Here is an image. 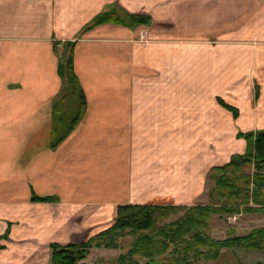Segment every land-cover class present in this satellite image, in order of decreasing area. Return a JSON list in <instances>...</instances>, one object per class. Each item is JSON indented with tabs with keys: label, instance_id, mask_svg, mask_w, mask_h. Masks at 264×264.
<instances>
[{
	"label": "crops",
	"instance_id": "obj_1",
	"mask_svg": "<svg viewBox=\"0 0 264 264\" xmlns=\"http://www.w3.org/2000/svg\"><path fill=\"white\" fill-rule=\"evenodd\" d=\"M112 4L151 24L81 32ZM67 42L86 109L52 149ZM263 130L264 0H0V264H48L120 206L207 205L209 169Z\"/></svg>",
	"mask_w": 264,
	"mask_h": 264
},
{
	"label": "trees",
	"instance_id": "obj_2",
	"mask_svg": "<svg viewBox=\"0 0 264 264\" xmlns=\"http://www.w3.org/2000/svg\"><path fill=\"white\" fill-rule=\"evenodd\" d=\"M104 24L135 30L149 26L151 18L147 15L128 14L112 4L96 15L81 32ZM73 45L70 42L64 43L60 51L58 74L63 87L51 108L49 146L52 149L67 137L85 114V96L73 68ZM217 102L235 117L238 115V111L223 100L217 99ZM237 138L251 142L252 145L243 154L232 155L226 164L209 169L207 177L212 186L207 205L120 206L113 224L87 241L66 245L55 242L48 244V264H86L84 261L91 249H117L119 240L126 236L133 238L131 248L125 255L119 256L117 264H139L135 256L144 259V264H195L201 260L215 261L222 250H264V227L253 229L244 236L222 240H214L207 233L211 216L224 212L239 214L235 206H242V212L245 213L264 212V130L237 133ZM248 167L253 168L250 175L243 170ZM49 200L33 198L31 201ZM229 201H232L233 207L225 206ZM250 204L255 207H249ZM181 212V216L167 222L170 216ZM2 247L0 244V250Z\"/></svg>",
	"mask_w": 264,
	"mask_h": 264
},
{
	"label": "rangeland",
	"instance_id": "obj_3",
	"mask_svg": "<svg viewBox=\"0 0 264 264\" xmlns=\"http://www.w3.org/2000/svg\"><path fill=\"white\" fill-rule=\"evenodd\" d=\"M243 170L247 175H250L253 172L252 167H248ZM207 186H208V192H207V202L206 203L209 202V191L212 186V182L209 180L208 177H207ZM227 203L228 204H226L225 206L233 207L232 201H229ZM218 206L221 207L222 204ZM235 207L238 209L239 214H236V213L228 214L224 212V213L215 214L211 216L210 221H209V228L207 231L209 237H211L214 240H222V239H225L227 237H232V236H244V235H247L253 229L264 227V212L245 213V212H242V208H243L242 206H235ZM249 207L254 208L255 206L253 204H250ZM181 215H182V212L172 215L169 217L167 222L173 221ZM245 222L249 224H247L246 226H243ZM9 234H10V229L8 230L6 237L2 238V240L0 241V244L3 246L0 251L6 249V245L3 244V242L9 241V238H8ZM81 240L82 238L79 241ZM132 240L133 238L131 236H126V237L121 238L118 242L117 249L99 248L100 252L95 250L97 248L91 249L84 263L86 264H117V260L119 256L125 255L127 251L131 248L130 245L132 243ZM46 247L48 248V245H46ZM222 252L224 254H222ZM134 259L135 261H138L139 264L145 263V260L139 256H135ZM257 259H260L261 262L255 263V260ZM38 262L39 260L30 259L27 261H22L20 262V264H37ZM195 264H264V250H252V249H244V248H233L231 250H222L219 258L216 259L215 261L207 262V261L201 260Z\"/></svg>",
	"mask_w": 264,
	"mask_h": 264
},
{
	"label": "built area",
	"instance_id": "obj_4",
	"mask_svg": "<svg viewBox=\"0 0 264 264\" xmlns=\"http://www.w3.org/2000/svg\"><path fill=\"white\" fill-rule=\"evenodd\" d=\"M142 37H143V34H142Z\"/></svg>",
	"mask_w": 264,
	"mask_h": 264
}]
</instances>
